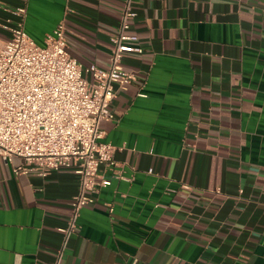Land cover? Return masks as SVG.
Masks as SVG:
<instances>
[{"label": "crops", "instance_id": "1", "mask_svg": "<svg viewBox=\"0 0 264 264\" xmlns=\"http://www.w3.org/2000/svg\"><path fill=\"white\" fill-rule=\"evenodd\" d=\"M123 2L0 0V40L21 21L44 46L63 21L92 81ZM132 2L142 53L123 56L134 80L99 125L121 178L99 167L111 184L66 237L74 169L40 178L0 159V264H56L62 249L58 264H264V0Z\"/></svg>", "mask_w": 264, "mask_h": 264}, {"label": "built area", "instance_id": "2", "mask_svg": "<svg viewBox=\"0 0 264 264\" xmlns=\"http://www.w3.org/2000/svg\"><path fill=\"white\" fill-rule=\"evenodd\" d=\"M132 1L124 0L117 32L110 38L109 68L90 65L85 70L92 81L67 52L63 21L46 36L43 47L25 33L21 21L12 29L3 26L11 37L0 42V159L8 164L17 158L15 174L40 178L62 168L74 169L78 192L71 201L67 228L62 230L66 237L76 231L81 209L93 205V196L111 184L99 174V167L121 178L114 170L115 147L101 142L99 125L112 118L114 86L124 89L134 80L122 65L123 56L142 53L137 35L130 32L136 17ZM13 14L23 18L24 7Z\"/></svg>", "mask_w": 264, "mask_h": 264}, {"label": "rangeland", "instance_id": "3", "mask_svg": "<svg viewBox=\"0 0 264 264\" xmlns=\"http://www.w3.org/2000/svg\"><path fill=\"white\" fill-rule=\"evenodd\" d=\"M1 43H3V41L0 40ZM39 46V45H38ZM41 47H43V44L40 45Z\"/></svg>", "mask_w": 264, "mask_h": 264}]
</instances>
